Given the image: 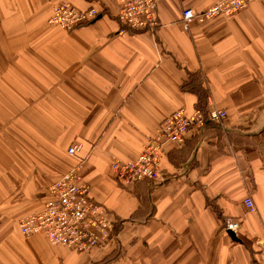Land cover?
<instances>
[{"label": "crops", "instance_id": "obj_1", "mask_svg": "<svg viewBox=\"0 0 264 264\" xmlns=\"http://www.w3.org/2000/svg\"><path fill=\"white\" fill-rule=\"evenodd\" d=\"M54 1L0 0V264H264V0L187 28L184 11L217 0H155L156 31L125 34L120 0H68L103 12L72 32L48 23ZM200 95L227 113L224 125L167 145L159 181L120 185L112 164L136 160ZM80 163L91 199L117 223L91 255L19 228Z\"/></svg>", "mask_w": 264, "mask_h": 264}, {"label": "built area", "instance_id": "obj_2", "mask_svg": "<svg viewBox=\"0 0 264 264\" xmlns=\"http://www.w3.org/2000/svg\"><path fill=\"white\" fill-rule=\"evenodd\" d=\"M254 0H217L203 12L186 10L182 14L184 26L198 20L233 18L249 8ZM103 12L95 7L82 9L68 0H55L49 24L72 32L96 22ZM123 26L122 34L131 32L154 33L158 27V10L155 0H120L116 14ZM227 113L213 108L206 112L196 110L191 115L179 111L167 117L155 137L149 138L143 152L136 160H116L112 171L117 182L129 187L141 181L157 182L162 179L161 158L169 144L181 145L189 132L202 130L208 123L223 126ZM81 146H73L69 154L76 157ZM81 163L48 187L43 209L29 214L19 222L23 236L43 235L53 246L65 247L76 253L91 255L104 249L115 239L116 221L105 207L90 197V186L82 182ZM246 208L254 212L251 199H246ZM240 222L226 220L225 229L237 234Z\"/></svg>", "mask_w": 264, "mask_h": 264}, {"label": "trees", "instance_id": "obj_3", "mask_svg": "<svg viewBox=\"0 0 264 264\" xmlns=\"http://www.w3.org/2000/svg\"><path fill=\"white\" fill-rule=\"evenodd\" d=\"M203 95H200V105L198 106V108H197V110H200V111H202V112H205V111H207L206 109V106L205 105H203ZM113 258H115V257H113ZM113 258H111V259H108L107 261H104V262H102L101 264H108L109 262H111L112 260H113Z\"/></svg>", "mask_w": 264, "mask_h": 264}, {"label": "water", "instance_id": "obj_4", "mask_svg": "<svg viewBox=\"0 0 264 264\" xmlns=\"http://www.w3.org/2000/svg\"><path fill=\"white\" fill-rule=\"evenodd\" d=\"M228 233H229L230 237H231L234 241H239L235 233H233V232H231V231H229Z\"/></svg>", "mask_w": 264, "mask_h": 264}, {"label": "rangeland", "instance_id": "obj_5", "mask_svg": "<svg viewBox=\"0 0 264 264\" xmlns=\"http://www.w3.org/2000/svg\"><path fill=\"white\" fill-rule=\"evenodd\" d=\"M52 183H53V182H52ZM52 183H51V184H52ZM51 184H50V185H51Z\"/></svg>", "mask_w": 264, "mask_h": 264}]
</instances>
